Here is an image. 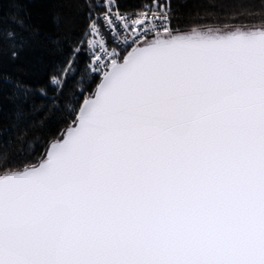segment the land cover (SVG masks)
<instances>
[{"label":"snow or ice","instance_id":"6c2138e0","mask_svg":"<svg viewBox=\"0 0 264 264\" xmlns=\"http://www.w3.org/2000/svg\"><path fill=\"white\" fill-rule=\"evenodd\" d=\"M29 3L0 0V264H264V0Z\"/></svg>","mask_w":264,"mask_h":264},{"label":"trees","instance_id":"16d2710c","mask_svg":"<svg viewBox=\"0 0 264 264\" xmlns=\"http://www.w3.org/2000/svg\"><path fill=\"white\" fill-rule=\"evenodd\" d=\"M131 2H133V0H129V3ZM200 2L205 6L216 4L223 7H236L242 4L258 5L260 3V0H200ZM28 7H30L32 10L33 22L40 21L41 19L50 21L52 17L60 14V6L58 4V0H31V3L28 4ZM4 11H8L7 4H5Z\"/></svg>","mask_w":264,"mask_h":264}]
</instances>
